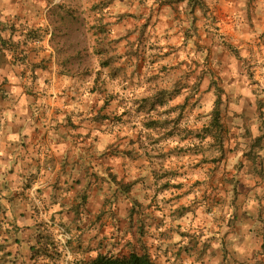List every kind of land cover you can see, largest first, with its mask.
I'll list each match as a JSON object with an SVG mask.
<instances>
[{
    "label": "rangeland",
    "instance_id": "1",
    "mask_svg": "<svg viewBox=\"0 0 264 264\" xmlns=\"http://www.w3.org/2000/svg\"><path fill=\"white\" fill-rule=\"evenodd\" d=\"M263 3L0 0V131L13 105L54 112L62 160L58 225L41 215L56 202L38 175L14 181L0 174V264H71L132 252H147L155 264H256L240 257V244L220 243L230 202L227 191L220 206V142L230 138L222 121L264 123V113L224 117L220 110L233 98L224 97L220 81L240 60L239 75L255 95L264 93L251 63L264 52L258 44L241 48L228 32L262 26L254 17ZM231 181L223 187L236 186ZM233 194L236 202L243 193ZM14 198L19 211L3 220L1 209L6 215ZM31 215L42 219L38 244L27 241ZM237 217L240 225L248 220L242 211Z\"/></svg>",
    "mask_w": 264,
    "mask_h": 264
},
{
    "label": "crops",
    "instance_id": "2",
    "mask_svg": "<svg viewBox=\"0 0 264 264\" xmlns=\"http://www.w3.org/2000/svg\"><path fill=\"white\" fill-rule=\"evenodd\" d=\"M254 19L264 20V11L256 12ZM228 32L234 37V42L239 44L241 48L249 51L255 49V46L258 44L260 46L259 49L264 52V22L262 26L259 25L255 28L248 27V29L245 28L243 30H237L233 27ZM251 63L255 68H259L257 77L262 80V84L264 85V71L263 73L261 72L262 70L260 71L264 66V57L251 60ZM243 64V61L234 60L232 65L234 69L228 71V74L221 76L222 80L220 84L222 83L226 89L224 97L226 98L225 94L227 93L233 98L232 104L230 103L229 107L226 105L220 110L224 117L226 114L228 116L237 115L242 120V115L254 114L256 111L264 113V93L259 96L255 95L249 87V79L239 75L236 69L237 67H242ZM256 101L261 102L262 105L258 106ZM15 102L12 100L9 105L11 103L15 104ZM29 103L31 104V102H27L29 109L27 113L19 107L15 108L14 105L7 109V122H4L0 131V136H3L4 140L1 144L4 143V149H7V157L3 161L0 159V174H6V178H11L14 181H24L32 175H38V180L44 189L43 191L46 190V194L51 195V198L56 202L47 207L49 210L47 213L41 212V215L43 216L44 214L47 221H52L55 225L62 224V221L58 220L60 205H58V185H56L58 183V162L62 161H58V119L56 115L54 116V112L50 116L49 113L45 116L39 108L36 109L32 105L29 106ZM48 116L50 117L48 119L49 122L53 121L49 126L47 123H44ZM51 116L54 118L52 119ZM227 121L228 123L226 124L223 121L222 123L230 138L227 139L226 137V139L220 142V182H223L220 184V206L224 205L227 191L230 194V202L227 204L229 219L227 221L225 219L226 226L223 223L225 227L220 231V243L224 241L226 244H233L234 247L240 244L243 247L240 257L257 259L256 264H264V247L262 246L264 242L261 245L256 242L258 237H264L261 234L262 231H260V224L262 223H259L258 217V213H261V208L264 209V202H261L263 199L261 201L258 200V197L264 194V123L260 122L256 124L254 118L250 124L242 120V122L230 125L229 118H227ZM247 132H250V134H247ZM251 139H256L255 144H250ZM2 151L1 149L0 152ZM254 156L257 157V164L250 160ZM226 179L232 180L230 183L234 180L236 186L226 185L224 188L223 184ZM236 188L243 194L240 196L241 200L235 202L233 192ZM17 191H20L19 193L21 191L24 192L25 187L24 190ZM27 191L30 192L31 189ZM21 194H15V189H13L12 195ZM14 201L15 198L8 203L6 219H9V215L12 216L19 211L18 206L15 205L16 203H13ZM36 202L40 209L44 207L42 201L37 200ZM31 206L33 204L29 205V207ZM32 211L34 212L33 209L29 210V213ZM241 211L244 218L247 217L248 220H242V224L240 225L239 222L241 223V221L237 215ZM3 212L4 210L1 209V213ZM3 219L5 218L3 217ZM41 220L38 215L30 216V220L26 225L31 227L29 228V230H32L31 233L28 234L23 229L20 232L31 235L27 241L39 243V234L34 235V233L40 228L39 223H41ZM251 220L253 224L250 222ZM17 222L20 225L23 224L19 219H17ZM255 223H259L256 232L253 228ZM8 225L10 224L8 223ZM252 244L254 245L252 246ZM231 251L234 253V250Z\"/></svg>",
    "mask_w": 264,
    "mask_h": 264
},
{
    "label": "trees",
    "instance_id": "3",
    "mask_svg": "<svg viewBox=\"0 0 264 264\" xmlns=\"http://www.w3.org/2000/svg\"><path fill=\"white\" fill-rule=\"evenodd\" d=\"M192 2L193 0H190V3ZM219 114L220 112L216 110L215 117L213 119L214 125L218 127H220ZM2 216L6 218L4 212L2 213ZM6 255L9 256V254ZM71 264H155V263L147 252H143V253L132 252L123 257H114L110 255L99 254L96 258L90 261H74Z\"/></svg>",
    "mask_w": 264,
    "mask_h": 264
}]
</instances>
